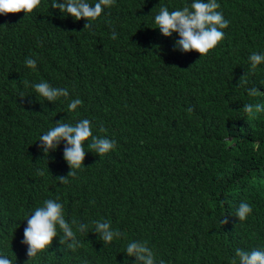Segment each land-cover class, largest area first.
Here are the masks:
<instances>
[{
  "label": "trees",
  "instance_id": "16d2710c",
  "mask_svg": "<svg viewBox=\"0 0 264 264\" xmlns=\"http://www.w3.org/2000/svg\"><path fill=\"white\" fill-rule=\"evenodd\" d=\"M189 2L116 0L92 30L57 18L52 0L27 15H0V252L13 264H124L131 240L146 242L163 264H229L237 248L264 249V110H243L264 105V64L252 73L248 62L264 52V0H218L230 24L203 56L175 51L178 35L154 28L160 7ZM76 59L84 62L74 75ZM41 81L83 105L69 112L65 98L44 101L32 87ZM84 118L116 148L99 156L86 147L84 166L61 184L71 171L63 143L47 157L39 136ZM57 196L69 222L91 228L105 219L124 236L104 245L93 231L77 233L74 250L58 236L29 261L25 219ZM242 201L253 213L241 222Z\"/></svg>",
  "mask_w": 264,
  "mask_h": 264
},
{
  "label": "clouds",
  "instance_id": "9594fccd",
  "mask_svg": "<svg viewBox=\"0 0 264 264\" xmlns=\"http://www.w3.org/2000/svg\"><path fill=\"white\" fill-rule=\"evenodd\" d=\"M41 2L42 0H0V15L21 11L27 15L38 8ZM115 3L116 0H96L94 4L89 0H52L51 8L55 10L57 18L59 12L64 17L70 15L71 19L76 22L75 25L92 30L105 9L111 8ZM220 7L218 0H190L183 8L171 11L167 5H164L154 15L156 25L154 28H158L165 37L178 35L173 45L175 51L181 53L197 51L201 56L207 55L210 50L224 40L226 35L224 30L230 24L223 12L218 10ZM116 38L117 33L113 31L112 39ZM83 62L84 59H76L73 68L74 75L80 73ZM248 62L250 71L255 73L264 64V52H253L248 57ZM25 65L30 69H35L37 59L29 57L25 60ZM243 83L247 85V79ZM32 87L37 97L44 101L54 104L61 98L68 100L67 109L69 112H76L83 105L82 99L78 97L70 99V92L66 87H54L47 81L34 83ZM246 91L249 97H255L258 95L259 89L250 87ZM243 110L252 116L254 110L255 112L264 110V105L247 103L244 104ZM101 131H105V129L101 128ZM38 141L40 150L47 157L56 152L63 143V159L70 166L71 171L67 178H58L61 184L68 183V177H75L77 171L84 166L86 147L92 149L99 156H104L116 148L114 140L93 134L92 121L87 118L80 119L75 124L63 123L60 120L55 123L54 127L43 132ZM257 149H259V144H257ZM37 171L39 175H44L42 169ZM252 213L253 206L242 201L234 216L242 222L246 221ZM25 220H27V226L24 228L23 239L20 242L27 246L29 261L34 260L42 251L48 249L54 238L58 236L60 243H66L65 246L73 250L82 239H77V233L86 234L87 231H93L98 234V238L104 242V245L112 244L114 240H120L124 236L120 230L113 228L111 221L105 219L93 220L91 228L89 223L76 220L69 222L65 217L64 204L58 196L45 199L40 206L27 215ZM123 253H126L127 258H135L133 264H163L162 260L158 261L156 252L146 242L131 240L127 243ZM127 258L124 260V264H129ZM0 264H13V261L8 255L0 252ZM229 264H264V249L237 248L235 255L229 258Z\"/></svg>",
  "mask_w": 264,
  "mask_h": 264
}]
</instances>
